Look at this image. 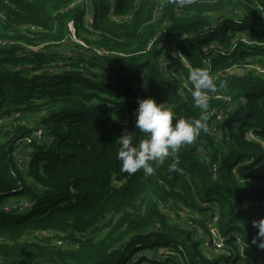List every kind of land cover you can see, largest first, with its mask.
Segmentation results:
<instances>
[{"label":"trees","instance_id":"trees-1","mask_svg":"<svg viewBox=\"0 0 264 264\" xmlns=\"http://www.w3.org/2000/svg\"><path fill=\"white\" fill-rule=\"evenodd\" d=\"M194 67L217 87L208 131L177 154L182 171L172 157L151 175L121 171L116 138L143 135L138 98L199 117ZM258 67L264 0H0V264H264L252 243L264 217ZM162 246L165 257L145 252Z\"/></svg>","mask_w":264,"mask_h":264},{"label":"clouds","instance_id":"clouds-1","mask_svg":"<svg viewBox=\"0 0 264 264\" xmlns=\"http://www.w3.org/2000/svg\"><path fill=\"white\" fill-rule=\"evenodd\" d=\"M172 3L185 7L195 3V0H172ZM187 79L192 85L191 97L200 110L199 117L192 119L177 116L165 102H157L151 96L138 98L135 128L143 135L138 138L137 131L125 128L123 134L116 138L121 171L133 174L143 170L145 174L151 175L169 157L173 158L168 165L169 171H182L177 154L182 146L193 143L201 131H208L210 94L217 87L206 68L190 69ZM252 225L258 229L252 243L264 249V217L253 220Z\"/></svg>","mask_w":264,"mask_h":264},{"label":"rangeland","instance_id":"rangeland-1","mask_svg":"<svg viewBox=\"0 0 264 264\" xmlns=\"http://www.w3.org/2000/svg\"><path fill=\"white\" fill-rule=\"evenodd\" d=\"M220 117V116H219ZM14 120H16L15 118H13V119H9V120H7L5 123H8V127H11V126H13V125H11L12 124V122L14 121ZM36 119L35 118H31L30 116H27V117H21V119H20V124H24L25 126H28V127H30V128H32L33 126H35V121ZM14 123V122H13ZM22 146L23 147H19L17 150H18V152H17V155H18V158H19V160L20 161H23V160H25L26 159V156H27V154L29 153V149L28 148H26L25 146H24V144H22ZM180 213H183V212H180ZM182 215H184V214H182ZM185 216V215H184ZM185 217H187V219H189V216L187 215V216H185ZM169 249H167V248H165V247H157V248H155V249H150V251H145L146 253H148V254H151L152 256H158V257H165V256H167L168 254H167V251H168ZM136 258H138V257H135V259H132L130 262H132V261H134V260H136ZM144 264H149L148 262H146V263H144Z\"/></svg>","mask_w":264,"mask_h":264},{"label":"built area","instance_id":"built-area-1","mask_svg":"<svg viewBox=\"0 0 264 264\" xmlns=\"http://www.w3.org/2000/svg\"><path fill=\"white\" fill-rule=\"evenodd\" d=\"M70 30L74 33L75 31V24L74 22H70ZM77 38V37H75ZM258 69H260L261 72H264V68L258 67ZM44 135H43V131L41 129H38L34 132L32 138L41 140L43 139ZM32 138H28L26 141L27 142H31ZM49 139H52L51 137ZM212 233L214 234L215 238H214V245L216 246L217 249H221L223 246V239L219 236L218 231L216 230L215 227L212 228ZM61 243V242H60ZM206 247L210 248V242L206 243Z\"/></svg>","mask_w":264,"mask_h":264}]
</instances>
